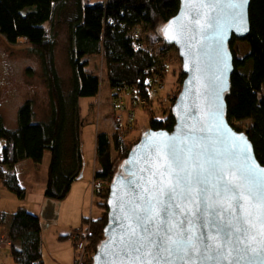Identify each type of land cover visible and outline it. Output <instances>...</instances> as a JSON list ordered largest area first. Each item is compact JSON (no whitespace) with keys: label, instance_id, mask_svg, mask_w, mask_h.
Here are the masks:
<instances>
[{"label":"trees","instance_id":"1","mask_svg":"<svg viewBox=\"0 0 264 264\" xmlns=\"http://www.w3.org/2000/svg\"><path fill=\"white\" fill-rule=\"evenodd\" d=\"M179 9V0H101L94 4L90 0H0V35L11 45L21 41L30 45L41 61L49 93V112L43 121L35 120L32 100L19 108L16 129L7 128L0 113V140L5 141L0 152L2 163L6 167L27 160L40 164L49 152L44 195L53 201L67 198L86 165L82 101L100 95L102 81L96 72L88 71L98 58L103 59L114 98L120 93L129 94L134 106L141 105L150 114L149 129L171 132L176 124L172 108L186 77L177 48L167 43L159 45L164 49L157 47L158 43H165L161 29ZM60 24L67 25L69 32L68 90L55 62L56 28ZM250 25L251 32L246 38H234L230 43L235 71L226 98L227 119L236 131L247 133L258 161L264 166V0H251ZM143 30L151 39L149 45L143 44ZM237 42L247 43L250 48L242 60L233 49ZM173 64L176 65L173 92L159 95L166 88ZM162 97L161 104L156 98ZM156 103L162 105L161 111ZM130 113L136 120L135 113L132 110ZM245 122L250 124L244 125ZM125 131L126 127L120 126L112 134H97L94 185L101 215L86 220L71 235L74 241L75 235L89 234L81 264H94V255L104 241L107 200L117 163L123 162L135 145L126 140ZM0 182L20 201H25L26 190L15 173L7 168L6 173H0ZM0 229L5 232L0 236L6 235L12 243L6 250H10L15 264H45L42 221L38 215L21 207L11 215L0 216ZM74 246L78 258V240Z\"/></svg>","mask_w":264,"mask_h":264},{"label":"water","instance_id":"2","mask_svg":"<svg viewBox=\"0 0 264 264\" xmlns=\"http://www.w3.org/2000/svg\"><path fill=\"white\" fill-rule=\"evenodd\" d=\"M179 1L161 29L186 77L176 124L146 131L116 172L94 264H264V166L247 133L228 122L226 102L230 43L251 32V0ZM177 161L186 169L178 187ZM162 236L177 241L171 257L152 245Z\"/></svg>","mask_w":264,"mask_h":264},{"label":"rangeland","instance_id":"3","mask_svg":"<svg viewBox=\"0 0 264 264\" xmlns=\"http://www.w3.org/2000/svg\"><path fill=\"white\" fill-rule=\"evenodd\" d=\"M101 0H90L91 4H94ZM56 30V50H55V62L58 72L62 78L65 90L69 89L71 80V67L69 65V32L67 25L60 24ZM143 38V44L149 45L150 37L144 30L141 32ZM153 39V38H152ZM157 42V41H156ZM167 45L166 43H158L157 49H164L161 46ZM175 47V46H174ZM239 59L249 53L250 48L247 43L237 42L233 47ZM158 50H156L158 52ZM175 55V54H174ZM96 68V69H95ZM88 71L97 73L102 81L100 96L95 100V104L92 101H82V110L84 107H88V116L85 119V126L83 129L84 135V154H85V177L91 176L94 168L98 166L95 155V137L98 132H107L112 134L114 131L120 128L124 119L118 121L119 114L123 112L130 113L132 110L135 113V125L126 128V140L133 145L136 144L141 136L149 130L150 114L141 108V105L134 106L131 103V97L129 94L120 93L118 98H114V92L111 90L109 84H107V78L104 68V62L102 58L96 59L92 66L88 68ZM174 71V72H173ZM176 71V65H172V69L166 79V88L160 90L159 95H166L169 91L171 93L173 84L176 82V78L173 73ZM173 92V91H172ZM160 97V96H158ZM166 99V97H164ZM162 98H156V100L163 102ZM32 100L34 103L35 120L43 121L49 112V93L46 86L43 68L40 59L31 51L30 45L21 41L18 45L9 44L5 38L0 35V113L7 123V128L16 129L17 125L15 118L19 108L27 101ZM92 102L94 105H90ZM122 103V104H121ZM166 103V102H165ZM86 104V106H85ZM160 109L162 105H158ZM169 104V103H167ZM121 105L123 106V112L121 113ZM115 106H117V111ZM127 109H126V108ZM158 110V109H156ZM159 111V110H158ZM161 111V109H160ZM118 114V115H117ZM126 114V113H125ZM244 125L250 124V122L243 123ZM123 125H121L122 127ZM13 127V128H12ZM5 141L0 140V152L4 149ZM47 158L51 160V154L46 153ZM114 157L117 155L114 153ZM32 162V161H30ZM123 162H118V169ZM33 164V163H29ZM22 172L27 171V163L19 164ZM42 177V173L40 174ZM34 185V184H33ZM38 185L36 186V188ZM32 189V184H30ZM36 191V192H35ZM37 194L38 189L34 190ZM98 202L99 199L96 198ZM24 205V201H20L19 198L12 192H10L0 182V216L11 215L15 213L21 206ZM40 206H38L39 208ZM31 209V205L29 206ZM30 211V210H29ZM94 219H97L101 215L100 209L95 205ZM39 213V210H38ZM8 246H11V242L7 239L6 235L3 236ZM3 248V247H2ZM15 264L11 257L10 250L6 248L0 249V264Z\"/></svg>","mask_w":264,"mask_h":264},{"label":"crops","instance_id":"4","mask_svg":"<svg viewBox=\"0 0 264 264\" xmlns=\"http://www.w3.org/2000/svg\"><path fill=\"white\" fill-rule=\"evenodd\" d=\"M99 97L101 96L99 95ZM83 101H87V103L92 101L94 104L96 102L95 99H85ZM92 102H90V105H94ZM87 109L88 107H84L82 110V114L85 118L89 115ZM123 113L124 114L121 115L125 120L127 112ZM15 122L17 125V117L15 118ZM5 124L7 125L6 121ZM97 134L95 137V155ZM21 163H27V171H21L19 166ZM21 163L7 166V168L9 172L12 171L18 176L21 185L26 190V199L24 205L21 207L28 211L30 210V212L41 218L43 256L45 264H75L77 252L71 235L73 232L83 227L86 220L94 219V208L98 203L96 201L97 196L94 185V173L96 168H94L89 177H85L84 170L82 179H79L74 183L65 200L53 201L47 199L44 195L48 181L50 159L44 157L40 164L30 162V160ZM41 173L42 177H40ZM30 184H32V189H30ZM37 185L38 187L36 188ZM37 189L38 193L36 194V191L34 192V190ZM30 205L31 209H29ZM38 206L40 207L38 208ZM4 233V230L0 229V235Z\"/></svg>","mask_w":264,"mask_h":264},{"label":"snow or ice","instance_id":"5","mask_svg":"<svg viewBox=\"0 0 264 264\" xmlns=\"http://www.w3.org/2000/svg\"><path fill=\"white\" fill-rule=\"evenodd\" d=\"M174 160H176L175 156L173 157ZM177 168L179 169V171L175 172L176 175V187H178L181 184V179H182V174L186 171L185 168H183L179 161H177ZM175 171V170H174ZM187 177L188 179V183H190V177H191V172L187 173ZM176 190L175 187H170L169 188V192H174ZM224 191L227 192L229 191V189L227 188V186H224ZM161 195H163V190H161ZM173 197L170 196V199H172ZM160 202V201H158ZM170 206V205H169ZM146 211H148V209H146ZM167 214V211H166ZM147 231V229H145ZM135 230H133L132 235L135 236ZM177 241H174L171 239V237L168 236H162L160 238L159 243H156V241H152V245L155 247L157 254H160L162 251L167 252L168 256L171 257L172 252H173V245H176ZM143 246V245H141ZM137 251H139V249H137ZM157 264H159V259L157 260Z\"/></svg>","mask_w":264,"mask_h":264},{"label":"built area","instance_id":"6","mask_svg":"<svg viewBox=\"0 0 264 264\" xmlns=\"http://www.w3.org/2000/svg\"><path fill=\"white\" fill-rule=\"evenodd\" d=\"M122 108H123V106L121 105V109ZM120 111L122 112L123 109L120 110ZM118 121H122V115H120V114L118 116ZM134 124H135L134 116L131 113H127V117L125 118V120L123 121V123L121 125H123V127L128 128L129 125L133 126ZM6 172H7V167L0 160V173H6ZM87 235H89L88 232L85 233V236H81L80 234L74 236V241L78 240V249L80 251V256H78V258L76 259L75 264H81V262L83 261L85 248H86V244H87V241H86ZM0 247L1 248L2 247L3 248L8 247V243H7L6 239L3 236H0Z\"/></svg>","mask_w":264,"mask_h":264}]
</instances>
